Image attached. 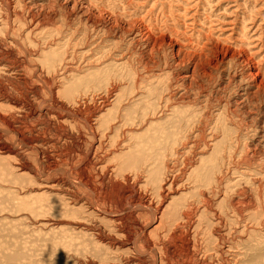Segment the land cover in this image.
<instances>
[{"label":"rangeland","instance_id":"obj_1","mask_svg":"<svg viewBox=\"0 0 264 264\" xmlns=\"http://www.w3.org/2000/svg\"><path fill=\"white\" fill-rule=\"evenodd\" d=\"M3 48L15 52L7 55L15 65L26 60L33 79L28 87L33 84L46 97L52 83L68 107L84 96L112 94L113 100L119 90L100 113L115 118L109 138L102 136L103 128L96 137L85 125L78 129L69 117L74 136L62 145L77 154L78 165L91 145L102 142L103 159L92 171L98 194L114 197L119 183L146 194L149 206L133 210L153 237L157 219L186 223L183 211L194 209V226L184 228L199 242L201 259L262 263L264 86L252 82L238 54L241 48L251 55L260 50L253 57L264 79V0H0L1 53ZM225 51L235 55L216 67L215 57ZM3 71L0 87L33 97ZM169 98L170 109L164 104ZM0 112L20 117L32 129L45 127L42 117H25L14 103L0 101ZM178 118L184 124L172 125ZM25 154L38 165L37 151ZM16 162L0 153V264H107L125 254L90 229L100 224L120 234L109 216L43 187L47 173L20 171ZM107 164L116 170L107 171ZM55 172L89 194L69 166Z\"/></svg>","mask_w":264,"mask_h":264},{"label":"bare ground","instance_id":"obj_2","mask_svg":"<svg viewBox=\"0 0 264 264\" xmlns=\"http://www.w3.org/2000/svg\"><path fill=\"white\" fill-rule=\"evenodd\" d=\"M8 23H10V21ZM6 28V31L8 32L10 30V26ZM4 50L5 49L3 48V51ZM241 50H239L240 52L238 54V59L242 63L246 64L247 72L245 73H247V75L252 78V82H254V84L258 88H263L264 79L260 78L261 75H263L262 69L260 67L261 65L259 64L260 62L256 61L253 57V55H256V52L260 50L254 51L252 55L248 54L246 50H243L242 52ZM13 52L10 50H5V52L2 53L0 52V68L3 69V72H5V74L8 76L12 74V78L14 79V81H16L15 84L22 83L26 85V88H29L33 92V97L30 98V96H26L24 94L21 96L19 93L22 94V91L19 90L17 87L16 90H18H14L15 93L19 91V95H12L7 89L0 87V101H6L10 104L14 103L15 107L17 106L18 109L23 110V116L25 117L30 115H37L38 117H42L45 121V127H38L32 129L30 125L28 126L25 120H21L20 117H9L7 114L0 112V153L3 156L15 157V159L17 160L16 163L20 171L33 173L32 175H35L37 177L44 176L43 173H47L49 176L46 174L48 177L46 178L47 180L45 181V183H43V187L64 191L71 203H81L88 209L109 216L112 225L117 228V233L120 234H114L108 231L106 227L100 224H94L90 228L96 234L98 240L104 242L109 248L115 250L125 249L124 255L119 252L122 255H120V258L117 262L107 260L109 261V263L107 264H214L213 260L215 258L213 259V257H210L208 261V258L206 260L200 258V255H198L199 251L197 245L199 242L195 239L193 240V238L187 232L189 231V228L194 226L190 219L197 212L196 210L190 209L183 211L182 215L186 218V223L182 224H178L177 219L173 217H169L167 221H165L163 218L160 220L157 219L158 224L155 229L157 233L156 236L153 237L151 234L152 232H150V230L148 229L146 222L140 219L141 217L138 213V209L136 211L133 210L136 206H140L139 208L143 210V206H147L149 204V200L145 196L146 194L144 195L143 193H140L141 191L138 190H130L133 187H131L129 189L130 191H128L127 187L122 186L121 183H119L120 187L117 188L118 191L114 195V197L109 196V194H107L106 192L98 194L95 191L94 185L92 183V171L94 169H97L98 165L101 164L99 163V161H101L100 159L102 158V156H100L99 150L103 147L102 142H98V146L91 145L89 151L85 153L83 157L81 156L82 160L81 163L78 165H76L75 163L77 154H72L71 152H66L62 149V145L67 140H69L68 138L74 136V134L69 129V117L71 118L69 120L74 121L75 127H77L78 129L80 128V125H83V127L84 125L87 126L93 133L94 137H96L97 130L102 128V136L105 138L110 137L111 131L116 128L115 118H111L109 115L104 117L101 116L100 113L104 111L109 105H112L115 100H117L116 98L119 96V93L117 91L119 90L116 88L113 92V95L115 96H113L115 98V100L113 98L114 101L110 98L112 94L110 95V97L109 95H100L97 97L84 96L82 99H76L73 103V107H68L63 101L58 98L55 89H53V87L51 86L52 83L51 85L49 84L50 81H45L49 84L48 95L46 97L41 95L38 92L39 88L32 86L33 84L28 87V84L33 79L26 67V60H20L18 65H15V62H11L7 56L9 54H13ZM234 55V52L233 54L228 51H225L223 53L219 52V55H217V57H215L216 59H214L216 60L215 66H218V62L220 64L226 58L232 57ZM21 67L23 68V70L21 69ZM32 71L34 74L37 70L35 68ZM169 101L171 102L172 99L169 98L164 103L165 105H167L166 107L168 108L173 105V101L171 103ZM165 105L163 107H165ZM190 120L192 119L189 116L185 120V124L189 125ZM175 121H178L179 124H184V118H178L174 120L172 125L177 124ZM168 123V126H170L171 123ZM45 129H47L48 132ZM204 136L201 137L204 138ZM27 150L37 151L36 159L39 161L38 165L31 162L28 156H26L25 152ZM62 164L69 166L70 172L74 171L79 174V182L77 183H82L85 188L89 191V194L80 192L79 188L77 187V184L73 183L71 180H64L61 176L58 175V173L55 172L56 170L62 167ZM104 168L109 172H113L114 170H116L115 166L112 164H107ZM125 180H129V178L125 177ZM205 204H207L206 201ZM147 208L148 207H146V209ZM210 212L208 213L210 214ZM150 213H152L153 216L155 215L153 212ZM215 214L218 215V217H216L217 222L222 223V212ZM186 226L189 227L188 229L186 228L187 231L184 228ZM219 238L221 239L222 236L218 237V239ZM207 241L209 240L207 239ZM216 244L222 243L218 242ZM208 250L209 249L207 248V251ZM221 252L220 249H217V253L222 255ZM209 253H211V250ZM206 256L208 257V254ZM219 261L221 262L222 260ZM261 261L262 263L255 262L253 264H264V258ZM216 263L218 264V262Z\"/></svg>","mask_w":264,"mask_h":264}]
</instances>
